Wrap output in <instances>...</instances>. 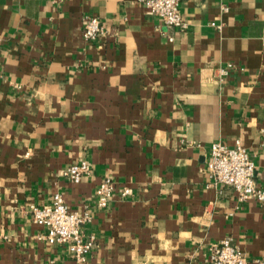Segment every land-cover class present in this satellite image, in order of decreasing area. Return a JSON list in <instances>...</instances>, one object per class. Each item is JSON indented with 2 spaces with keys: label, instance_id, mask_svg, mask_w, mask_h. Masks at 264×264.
<instances>
[{
  "label": "crops",
  "instance_id": "obj_1",
  "mask_svg": "<svg viewBox=\"0 0 264 264\" xmlns=\"http://www.w3.org/2000/svg\"><path fill=\"white\" fill-rule=\"evenodd\" d=\"M181 13L185 31L137 0H0V264H79L32 220L56 194L92 213L84 264H211L224 239L264 261V205L206 172L214 143L239 142L264 190V0H181ZM81 160L93 172L74 184ZM105 177L116 189L99 209Z\"/></svg>",
  "mask_w": 264,
  "mask_h": 264
},
{
  "label": "built area",
  "instance_id": "obj_2",
  "mask_svg": "<svg viewBox=\"0 0 264 264\" xmlns=\"http://www.w3.org/2000/svg\"><path fill=\"white\" fill-rule=\"evenodd\" d=\"M54 5H60L65 0H50ZM149 12L159 17L170 29L185 31L187 23L181 13V0H137ZM227 11V9H223ZM214 25V24H213ZM105 34L104 27L97 17L88 16L83 20V36L87 42H95ZM231 67V66H230ZM221 69L226 75L229 68ZM92 165L87 160L70 165L65 176L74 184L91 176ZM210 186L224 185L231 187L239 202L255 200L264 205V190L255 182L256 166L250 158L247 149L237 143L229 148L221 142L211 147L210 160L206 169ZM116 189V183L111 177H105L96 190L97 207L105 209L111 202ZM130 194L129 188H124L122 197ZM31 216L34 224L46 229L40 239L56 246H65L71 257L79 264H84L95 246L94 237H86L84 228L93 220L89 210H72L61 194H56L50 204L31 206ZM209 262L211 264H264V261L249 257L237 248L231 239L209 245Z\"/></svg>",
  "mask_w": 264,
  "mask_h": 264
}]
</instances>
